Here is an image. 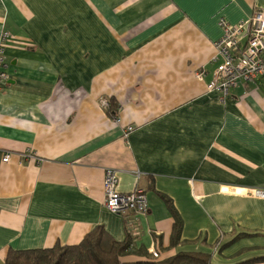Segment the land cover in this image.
Wrapping results in <instances>:
<instances>
[{
  "label": "crops",
  "instance_id": "1",
  "mask_svg": "<svg viewBox=\"0 0 264 264\" xmlns=\"http://www.w3.org/2000/svg\"><path fill=\"white\" fill-rule=\"evenodd\" d=\"M260 9L264 0H0V263L11 248L78 244L103 225L159 261L264 264V199L248 193L264 189V76L226 96L211 86L220 20ZM108 168L121 192L145 190L147 214L105 206ZM167 198L183 221L176 245Z\"/></svg>",
  "mask_w": 264,
  "mask_h": 264
},
{
  "label": "built area",
  "instance_id": "2",
  "mask_svg": "<svg viewBox=\"0 0 264 264\" xmlns=\"http://www.w3.org/2000/svg\"><path fill=\"white\" fill-rule=\"evenodd\" d=\"M223 36L216 43L217 55L215 59H221L211 86L220 90L224 96L229 93L231 87L239 82H255L260 76H264V9L257 10L253 17L232 24L226 19L220 20ZM8 32L3 35L0 44V77L7 78L4 62V48ZM242 41H245L242 45ZM199 77L203 72L198 73ZM11 153H5L3 161L10 160ZM119 174L116 169L108 168L104 173L103 189L105 193V206L112 212L126 215L129 212L147 214L149 203L143 188L137 187L130 192L119 190ZM249 195L264 199L263 188H251ZM153 257H158V252L151 251Z\"/></svg>",
  "mask_w": 264,
  "mask_h": 264
},
{
  "label": "trees",
  "instance_id": "3",
  "mask_svg": "<svg viewBox=\"0 0 264 264\" xmlns=\"http://www.w3.org/2000/svg\"><path fill=\"white\" fill-rule=\"evenodd\" d=\"M108 111L115 114V104L110 103ZM167 203L175 218L172 245H176L180 241L183 221L170 198H167ZM130 256L146 259L126 260ZM207 261L206 255L196 253H179L159 261L147 250L135 247L129 233L124 240H117L103 225H97L78 244L56 243L53 247L37 249L11 248L0 264H188Z\"/></svg>",
  "mask_w": 264,
  "mask_h": 264
}]
</instances>
